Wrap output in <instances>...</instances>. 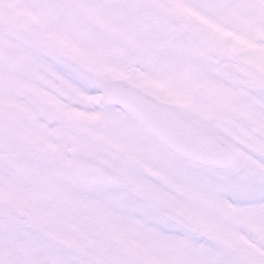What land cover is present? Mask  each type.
I'll return each instance as SVG.
<instances>
[{
  "label": "snow or ice",
  "instance_id": "1",
  "mask_svg": "<svg viewBox=\"0 0 264 264\" xmlns=\"http://www.w3.org/2000/svg\"><path fill=\"white\" fill-rule=\"evenodd\" d=\"M0 264H264V0H0Z\"/></svg>",
  "mask_w": 264,
  "mask_h": 264
}]
</instances>
